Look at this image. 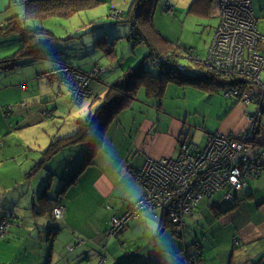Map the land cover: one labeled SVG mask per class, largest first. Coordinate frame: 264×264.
<instances>
[{"label": "crops", "instance_id": "0c3cea01", "mask_svg": "<svg viewBox=\"0 0 264 264\" xmlns=\"http://www.w3.org/2000/svg\"><path fill=\"white\" fill-rule=\"evenodd\" d=\"M24 1L0 0V29L11 16H21L23 14ZM253 13L257 20V29L264 36V1L257 13L255 11ZM124 20L129 21L128 18H124ZM33 22L37 23V21ZM129 27H131V24ZM97 31L98 29L89 34L93 37L95 35L92 44L95 48L101 50V46L96 45L95 41L103 38L102 31ZM118 33L122 34L123 32ZM106 35L108 34L106 33ZM18 38L16 35L6 38L0 37V51L3 49L11 52L8 54L9 56H1L0 60L10 57L17 51ZM14 39L17 44L12 43ZM117 39L112 44L115 51L117 48L116 43H118L120 37ZM164 39L167 38L164 37ZM125 42L127 41L125 40ZM127 44L129 45L128 42ZM130 49L131 47L123 54L127 58L124 61L125 68L137 66L149 52V49L143 44L137 46L133 54H131ZM66 50H59L60 52L63 51V55H66L63 58L62 54H59L61 61L69 63L72 67L84 73V67L90 63L86 65L83 61H77L75 58L72 60L71 56H67ZM139 50H141L140 53L136 54ZM111 61L114 63V60ZM42 62L22 59L20 66L15 70L0 71V141L2 142L1 148L3 147L0 149L4 150V145L11 141V138L15 142L29 145L32 148L30 154L34 157L32 163L41 161L42 153L52 140L63 139L76 134L79 129V122L92 115L100 98L105 94L107 86L116 81L122 74V69L117 68L120 70V72L116 71L118 76L112 82H105L106 86L99 80L97 83H93L95 84L94 87L91 84L89 88L91 94L84 100L86 104L83 105L82 103L83 106L77 108L71 107V110L75 112L69 111L65 115L63 113L65 109L62 105L67 106L68 103L65 100H69L70 104L69 93L65 89H60L55 81L42 78L53 67L52 63L51 65H44ZM262 79H264V73ZM29 83L31 84L29 85ZM29 99L32 100L31 108L23 110L20 105H25ZM142 100L141 115L140 112L136 114L129 113L122 120L120 118L116 119L106 128L102 145L95 153L93 164L88 166L78 176L75 184L65 191L63 185L83 159L84 145H77L58 152L52 159L47 160L42 169L33 177H26L25 175L19 186H14L11 192L1 193L0 191V209L4 211V215L10 218V227L23 225L29 219L31 222L29 226L36 229L39 233L37 235L41 238L45 236L41 232H43L42 227L47 225V221H45V218L37 216L35 212V206L38 207L40 204V201H38L40 190L44 186H48L47 194L50 196L52 206L53 203H58L56 206L63 207L62 218L57 221L60 227L58 233L51 243L48 240L51 239L50 237L46 239L49 241L47 246H51L48 249H51V252L48 253L47 250L45 258H42V260H45L44 264L53 263L54 252L52 247L55 240L58 234L68 232V229H72L71 234H79V236L83 234L88 237L94 245H92L93 248L85 244L79 246V242L76 243L75 241V235L72 236L65 242L63 251L66 253H63V255L66 258H62V250L57 255L58 263L62 264H82L84 261L86 264H100L101 259L104 260L103 264H171L172 260H168L169 256L172 253L180 256L185 245L186 248L188 247V243L185 241L180 244L175 235L177 231L172 228V235L166 237V239H169V243L166 245L163 243L161 248L157 247L152 250L147 247L146 249L139 248L137 253L130 254L127 252V245L121 243V239L125 241V239L130 238L132 241L138 239L137 237H141L143 241H149L156 224L154 221L164 225V217L162 215V220L160 211L157 212V210L146 211L138 219L128 222L118 237H107L111 220L114 217L124 216L131 206L143 197L142 189L133 181V174L143 166L146 160L177 157L180 147L186 144L182 141L184 131L195 127L187 123L189 114L184 112V118L179 114L178 116H175V114L169 116L164 113L160 114L162 111L161 104L158 107L152 101L146 100L144 96ZM225 102L226 107L223 118L220 114L223 124L215 134L240 135L244 133L248 127L246 117L255 112L256 106L233 101ZM146 103L151 104L152 108H156L155 116L144 115ZM251 105L255 107L252 112L248 110ZM135 109L134 106L130 110L124 111V113L132 112ZM47 113H51L52 117H46ZM162 116H166V119H162ZM161 124L165 125L161 127ZM195 124L197 123L195 122ZM206 135L208 136L209 133H206ZM254 139L255 145L253 144L251 148L252 155H261L264 162V113L259 120ZM203 147L191 148L188 145L190 154L199 152ZM0 156V159L4 157L3 151H0ZM25 195L30 196V200L26 202V205L31 206L29 212H27V217H24L21 210L17 209ZM92 206L95 207V211L99 216V223L86 225L88 227L87 232L78 231L76 228L77 223L83 220L81 216L87 209L91 207L90 209L93 210ZM2 207L6 208L3 209ZM216 213H219L220 216ZM194 222L195 226L204 223L210 227L206 242H203V245L201 243L195 245L198 251L194 252L188 247L190 254L193 252L196 254L198 264H264V168L259 176L246 182L241 192L237 194L234 203L223 202L220 197H217L214 201H202L195 212L184 219L186 230L188 227H192ZM221 225L224 226V229L219 230L224 231V239L218 240L216 233L219 230H216V228H220ZM145 227L147 230H145ZM39 228H41V232H39ZM164 232L165 229H160L159 235ZM88 233L93 236H86ZM9 234L7 231L5 237L0 239V243L4 242ZM164 238L160 237L161 240H164ZM38 240L42 241L41 239ZM82 243L86 242L83 241ZM119 245L120 249H118ZM68 247L73 248L70 253L67 251ZM115 253L117 254L115 255ZM20 255L22 257L16 260L17 263L11 262L9 264H22L23 261H25L23 264H38L41 262L24 253ZM95 257L96 261L93 259ZM0 264L2 263L0 262Z\"/></svg>", "mask_w": 264, "mask_h": 264}, {"label": "rangeland", "instance_id": "374dc122", "mask_svg": "<svg viewBox=\"0 0 264 264\" xmlns=\"http://www.w3.org/2000/svg\"><path fill=\"white\" fill-rule=\"evenodd\" d=\"M131 1L132 0H104L102 4H99L95 8L76 14L68 19L53 17L48 18L42 22L37 21V23H34L30 20L26 23V25L29 27L31 26L32 28L35 26H40L44 30L48 31L50 33L48 36L50 38H53L52 42L50 43L53 49L57 51L67 49V56H71L72 60L73 58H75V60L77 61H83L86 65L90 63L83 69L84 73L90 75L88 79L89 81L87 80V85L97 83L99 78V82L102 81V83L106 86L105 82H112L118 76L116 74V71L120 72L121 70V68H119L120 70L116 68L117 63L119 62L118 59L121 57L122 54H125L128 51L131 45H128L127 42H125V39H122V41L124 42L118 41V43H116V51L114 50V52H117V55L116 58H113L114 63H112V61L109 59V56L105 54V52L93 46L92 43L94 41L95 35L93 37L89 34V32L90 30H92L93 26L96 27V29L94 30H97L101 27L102 29L98 31H103L107 33L109 39L112 42H114V40L118 37L124 38L130 29V22L127 21L129 25L127 23H120V13L122 11L124 14L127 13ZM194 1L196 0H157L153 13L154 29L161 35V37L167 38L166 40H168L174 46L176 54L179 56L178 65L186 66L193 71L196 70L198 65L196 61L202 64L207 58L208 49L211 45L216 28L219 24L220 16L219 9L217 6V0L212 3L208 13L204 16L189 12V7L192 6ZM263 1L264 0H251L252 10L255 11V13H257V10L261 8V4ZM126 3L129 6H127ZM166 5L168 6V8L173 9V12L171 14H166L164 12V8H166ZM134 20L136 21L135 14L133 15L131 20L132 24ZM118 32L123 33L120 34ZM103 40L105 41L106 39ZM104 41H102V46L104 47L103 49L104 51H109L107 46H105ZM12 43L17 44V41L14 39L12 40ZM90 46L91 48L88 49V47ZM187 50H190V54L186 52ZM140 51L141 50H139L136 54L140 53ZM9 53H11L9 50L2 49L0 51V57H4ZM62 53L63 51L60 52V54ZM65 56L66 55L62 54L63 58H65ZM42 63L44 65H51V62L49 60L43 61ZM148 69L150 68L148 67ZM30 84L31 83H29V85ZM56 84L60 88V83L56 82ZM94 86L95 84H93V87ZM167 88L168 90H165V94L161 101L162 111L161 113L160 111L158 112L160 114L164 113L167 116H169L170 114H175V116H178L179 114L180 116H183L184 112L186 114H189V117L187 118V123L190 126L195 127L190 130L186 129L184 131L182 141L186 143L184 145H189L191 146V148H196V146L198 148L203 147L206 142V133H209V135H214L215 132L218 131L219 127L223 124L220 118V114L223 118L224 109L226 107V102L223 97V91L220 90L217 93H209L202 89L190 88L189 86L188 88L183 89L176 88L173 86L170 87V85H168ZM67 92L69 93V91ZM143 96V91L140 90L136 101H134L131 105V108L135 106L136 109L132 112H123V114L119 116L117 120L119 118L120 120H122L123 117H125V115H129V113L136 114L140 112L141 115V102H143ZM65 101L68 103L67 106L62 105L63 109H65V111L63 112L65 113V115H67L69 111L75 112L71 109L75 107H80L82 105L80 103H77L78 101L76 102L70 100V104L69 100ZM30 104H32L31 99H29L25 103V105L21 104L20 106H22L23 110H27L31 108ZM85 104L86 101L83 102V105ZM144 110L145 116H147L148 114L151 116H155L156 114V108H152L151 104L149 103L145 104ZM248 110H251L252 112L255 110V107L251 105L248 107ZM46 117L51 118L52 114L47 113ZM184 117L185 115L183 116V118ZM162 119L165 120L166 116H162ZM195 122L197 124H195ZM164 125L165 124H161V127H163ZM1 146L2 142L0 141V148ZM1 149L0 151H3L4 157L0 159V191L1 193H9L13 190L14 186H19V183L25 175L26 177L34 176H27V174L36 165L35 163L39 161L32 163V161L34 160V157H32L33 155L30 154V149L32 148L22 142H15L12 138L11 141H8L4 145V150ZM138 187L140 186L138 185ZM29 200L30 196L25 195L20 201V205L17 207L19 211L21 210V214L24 215V217L28 216L27 212H29V208H31L30 205H26V202ZM5 208L6 207H4L3 209ZM90 208L87 209L85 213L81 216V219L83 218V220H80L79 223H77L76 225L77 230L80 232L88 231V227L86 225H93L95 223H99V216L95 211V207H93V210ZM0 210L2 211V213L4 212L2 209ZM157 212L159 211L157 210ZM159 213L162 219V213ZM187 219L186 221H188ZM154 223L156 224L152 231L153 235L150 237L149 241H143L141 237H137L138 239H133L132 241L130 238L125 239V241L123 239L120 240L121 243H125V245H127L128 253H137L139 248L146 249L147 247L153 250L157 247L161 248V245L163 243L165 245L169 243V239H166V237L172 235V228L177 231L176 228L170 226L165 219L164 225H161L160 222L158 223L156 221H154ZM29 224H31L29 219L25 221L23 225L21 224L19 226L13 225L12 227H10V224L7 223L6 231H8V233L10 234L7 236L4 242L0 243V262L2 264H9L11 262L17 263L16 260H19L22 257V255H20L22 253L26 254L29 257H32L35 260L37 259L42 262L41 263L39 261L40 263L38 264L45 263V260H42V258H45L47 250L51 247L47 246L49 241L46 239L48 237L44 236V238H41L40 236H38V231L29 226ZM57 224H59V222H57ZM159 224L161 225V227ZM209 228L210 227L208 225H205L204 223H200V226H195L194 222V225H192V227H188L186 230V226H184V231H177L175 235L180 244L184 243L185 241L188 243V247L191 249L195 245H200V243L201 245H203V242H206V239L209 236ZM160 229H165V232L162 235H159ZM219 229L223 230L224 226L221 225L220 228H216V230ZM71 230L72 229H68V232L65 231L62 232L61 235L58 234L57 239L55 240V243L52 247L54 252L52 264H62L58 263L59 260L57 258V255L62 250V258H66V256L63 255V253H66L63 251L65 242L74 235L76 243L79 242V246L85 244L88 247L93 248L92 245H94V243L92 240H89V238L85 237L83 234H81L80 236L79 234H71ZM145 230H147L146 227ZM222 230H219L216 233L218 240L224 239V231L221 232ZM86 236L93 235L91 233H88V235ZM160 237L165 238L164 240H161ZM1 238L3 237H0V239ZM38 239H41L42 241H39ZM83 241H85L86 243H82ZM118 247V249H120V245ZM202 248L205 249L204 246H202ZM68 249H71V251L73 250L72 247H68ZM68 249L67 251L70 253L71 251H69ZM50 252L51 249L48 250V253ZM116 254L117 253H115V255ZM174 256H178V254L175 255V253H172L169 256L168 260H171V258H173ZM93 259L96 261V257ZM23 263H25V261H23ZM82 264H86L85 261L82 262ZM100 264H103V261L101 262L100 260ZM196 264H198V262Z\"/></svg>", "mask_w": 264, "mask_h": 264}, {"label": "built area", "instance_id": "2783aa9c", "mask_svg": "<svg viewBox=\"0 0 264 264\" xmlns=\"http://www.w3.org/2000/svg\"><path fill=\"white\" fill-rule=\"evenodd\" d=\"M217 6L219 24L207 58L202 64L196 62L208 73L227 81H241L240 85L223 91L224 100L253 104L256 110L246 117L248 127L240 135H208L203 149L195 154H190L188 146L182 145L175 159L146 160L133 174L143 197L124 216L111 220L108 238L118 237L129 221L153 210L160 211L170 226L183 232L184 219L192 215L202 201L220 197L223 202L232 204L246 182L263 171V157L253 156L251 148L258 119L264 113V36L257 29L251 0H218ZM165 7L166 14L173 12L172 8ZM177 69L184 68L177 65ZM89 77V74L60 67L42 76L60 83V88L69 91L71 100L77 103L86 95L83 90ZM53 214L55 219H61L63 207L56 206ZM6 225L0 216V237L5 235ZM189 249L184 247L180 256L172 258L171 264H196L194 252L198 248H191L192 254Z\"/></svg>", "mask_w": 264, "mask_h": 264}, {"label": "trees", "instance_id": "16d2710c", "mask_svg": "<svg viewBox=\"0 0 264 264\" xmlns=\"http://www.w3.org/2000/svg\"><path fill=\"white\" fill-rule=\"evenodd\" d=\"M214 1L215 0H196L193 2L192 6L189 7V12L204 16L208 13ZM103 2L104 0H25L23 14L21 16H11L0 29L1 38L12 35L19 37L17 51L10 57L0 60V71L15 70L20 66V61L22 59H28L32 61L49 60L53 64V67L48 73L55 71L58 67L82 73L69 63L61 61L62 59L59 57L60 51L51 47L50 43L53 38L48 36L50 34L48 31L40 26H35L33 28L30 26V28L26 23L30 20L42 22L53 17L68 19L76 14L95 8ZM156 3L157 0H132L127 13H120L121 20L119 22L127 23L124 18H128L131 24L128 33L124 38H120V40L125 39L131 45V54H133L137 46L142 44L149 49L148 54L137 66H129L126 68L124 66V61H126L125 59L127 58L123 56V54L121 55L118 59L119 62L117 61L116 68H121L122 74L116 81L107 86L105 94L100 98L92 115L84 121L79 122V129L76 134L63 139L52 140L47 149L42 153L41 161L30 170L27 176L36 174L42 169L47 160L52 159L58 152L76 147L77 145H84L85 152L83 154V159L75 172L63 185L64 191L74 185L78 176L88 166L93 164L95 153L102 145L101 143L106 128L113 123L120 114L128 109L130 110L140 90L143 91L146 100L152 101L159 107L168 85L177 87L189 86L205 90L209 93H217L220 90L224 91L241 84L239 80L227 81L215 74L208 73L200 64L197 65L198 69L196 68L194 71L186 66H183V70H178L177 65L179 56L176 54L174 46L168 40L161 37L153 26V13ZM136 11L138 12L136 13ZM134 14L136 21L134 20L132 24L131 20ZM94 29H96L95 26H93L90 32L94 31ZM101 29L100 27L98 30ZM101 33L103 38L99 40L96 38L95 44L101 46V50L109 56V59L113 60L117 55L112 46L113 42L105 32L102 31ZM103 39H106L104 44L109 51H104V47L102 46ZM115 40L117 41L118 39ZM188 51L190 50L186 52ZM148 67L151 70L148 69ZM90 86L91 84L86 85L84 88L83 92L86 95L83 97L82 101L91 94L89 93ZM69 96L71 100L72 94L69 93ZM82 101L80 104L83 103ZM260 118L258 119V125ZM253 144L255 145V139ZM47 190L48 186H44L40 190L38 194V201H40V204L38 207L35 206V212L37 216L45 218V221H47V225L42 227L43 232H41V228L38 230L42 234L44 233L45 237H50L51 239L48 240L51 243L60 229L57 221L61 219L54 218L53 210L58 203H53L52 206V201L47 194ZM1 213L2 211L0 210V216ZM216 214L220 216L219 213ZM1 219L11 224L10 218L3 213ZM6 234L7 231L5 235Z\"/></svg>", "mask_w": 264, "mask_h": 264}, {"label": "flooded vegetation", "instance_id": "af4514ba", "mask_svg": "<svg viewBox=\"0 0 264 264\" xmlns=\"http://www.w3.org/2000/svg\"><path fill=\"white\" fill-rule=\"evenodd\" d=\"M138 11H136V13H137Z\"/></svg>", "mask_w": 264, "mask_h": 264}, {"label": "bare ground", "instance_id": "6f19581e", "mask_svg": "<svg viewBox=\"0 0 264 264\" xmlns=\"http://www.w3.org/2000/svg\"><path fill=\"white\" fill-rule=\"evenodd\" d=\"M69 253V252H68Z\"/></svg>", "mask_w": 264, "mask_h": 264}]
</instances>
